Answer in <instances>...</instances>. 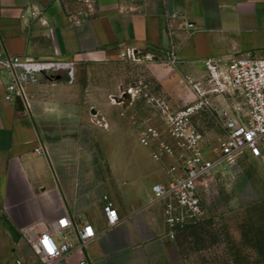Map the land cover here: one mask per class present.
Returning a JSON list of instances; mask_svg holds the SVG:
<instances>
[{
  "label": "crops",
  "instance_id": "obj_1",
  "mask_svg": "<svg viewBox=\"0 0 264 264\" xmlns=\"http://www.w3.org/2000/svg\"><path fill=\"white\" fill-rule=\"evenodd\" d=\"M167 10L178 17L167 19ZM184 21L194 27H181ZM125 49L154 56L142 62L150 82L177 110L194 100L184 79L203 83L205 60L264 57V0H0V54L66 65L58 80L26 83L24 110L6 100L10 76L0 67V264H41L21 230L64 217L95 227L86 249L92 264H187L152 192L169 183L172 161L109 139L139 135L148 119L161 126L159 116L146 102L113 104L124 87L90 76L121 61ZM83 69L89 77L79 80ZM213 131L218 144L221 131ZM39 147L45 152L36 153ZM238 165L214 176L232 179L234 170L251 167L264 175V156L246 153ZM105 195L120 217L107 232Z\"/></svg>",
  "mask_w": 264,
  "mask_h": 264
},
{
  "label": "built area",
  "instance_id": "obj_2",
  "mask_svg": "<svg viewBox=\"0 0 264 264\" xmlns=\"http://www.w3.org/2000/svg\"><path fill=\"white\" fill-rule=\"evenodd\" d=\"M35 15L32 12V16ZM165 15L171 21L178 17L168 10ZM180 26L193 28L194 24L184 21ZM153 58L135 49H125L119 54L121 61L133 64ZM175 63L176 59L172 60L171 64ZM204 65L209 75L207 83L190 85L194 100L177 110L169 105L166 97L153 95L154 86L150 81L126 87L118 97L131 103L144 98L162 122L161 126L149 119L142 123L139 141L151 149L155 161L161 162L165 158L172 161L168 167L169 183L165 186L156 184L152 188L155 199L164 203L165 222L172 239L176 238L178 230L206 219V196L216 166L221 163L237 166L239 158L246 153L253 157L264 156V57L235 56L225 62L209 58ZM0 67L10 76L6 100L14 102L18 97L24 99L27 82L36 81L37 76L54 78L66 65L36 63L0 54ZM68 74L72 79V69ZM226 96H238L242 105L226 104L222 101ZM116 99L112 97L111 102L118 104ZM204 113L216 116L221 131L215 159L206 155V134L195 123ZM35 152L45 151L39 147ZM103 200L107 232L119 224L120 217L110 197L105 195ZM21 232L41 264H92L86 249L98 233L90 223L76 224L64 217L48 227L23 228ZM57 233L61 234V242L55 238ZM71 234L72 238L69 237Z\"/></svg>",
  "mask_w": 264,
  "mask_h": 264
},
{
  "label": "rangeland",
  "instance_id": "obj_3",
  "mask_svg": "<svg viewBox=\"0 0 264 264\" xmlns=\"http://www.w3.org/2000/svg\"><path fill=\"white\" fill-rule=\"evenodd\" d=\"M170 68H173L172 65ZM146 70L143 63L117 61L105 71H92L90 76L97 82L100 76L105 75L108 86L112 89L119 85L126 88L135 86L140 81L152 80ZM173 76L170 75L171 78ZM88 77L89 73L84 69L79 71V76H76L79 80H86ZM208 79L209 75L206 71L202 82L207 83ZM184 80L191 88V80L188 78ZM95 84L97 86L98 83ZM157 89L153 87V95L160 96L156 92ZM224 99L222 101L228 105H242V100L238 96H226ZM218 100L219 98L215 99ZM139 101L146 102L144 98ZM195 123L202 132L207 133L208 145L204 147L206 155L215 159L218 146L217 142L213 143L216 139L213 130L218 127L216 116L204 113ZM109 139L112 143L129 144L133 148L143 146L137 133L132 137L112 135ZM224 166V163L216 166L214 174ZM238 166L230 167L239 168ZM262 174L263 171L259 168L251 167L244 171L234 170L232 179L214 176V179L210 180L205 217V221L213 222L209 228L210 235H207L204 243L189 239L183 245L182 252L187 264H264V199L260 198L264 195Z\"/></svg>",
  "mask_w": 264,
  "mask_h": 264
},
{
  "label": "trees",
  "instance_id": "obj_4",
  "mask_svg": "<svg viewBox=\"0 0 264 264\" xmlns=\"http://www.w3.org/2000/svg\"><path fill=\"white\" fill-rule=\"evenodd\" d=\"M213 222L211 220H204L197 225L187 226L184 229L178 230L176 235V242L182 249L183 245L192 239L197 243L206 242L207 235H210L209 228L212 226Z\"/></svg>",
  "mask_w": 264,
  "mask_h": 264
},
{
  "label": "water",
  "instance_id": "obj_5",
  "mask_svg": "<svg viewBox=\"0 0 264 264\" xmlns=\"http://www.w3.org/2000/svg\"><path fill=\"white\" fill-rule=\"evenodd\" d=\"M53 79L58 80V79H60V77L59 76H55ZM116 102L118 104H122L123 103V107L124 108H126L130 104L129 100H127L126 102H123L121 99H118V98L116 99ZM16 104H17V106L19 107L20 110H24V104H23V101H22V99L20 97L17 98ZM93 113H97V111L93 110Z\"/></svg>",
  "mask_w": 264,
  "mask_h": 264
}]
</instances>
